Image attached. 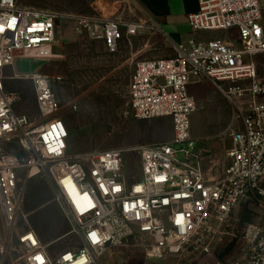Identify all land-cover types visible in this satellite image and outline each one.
Instances as JSON below:
<instances>
[{
	"label": "built area",
	"instance_id": "2783aa9c",
	"mask_svg": "<svg viewBox=\"0 0 264 264\" xmlns=\"http://www.w3.org/2000/svg\"><path fill=\"white\" fill-rule=\"evenodd\" d=\"M198 1V11L189 15L193 35L235 31L237 39L193 38L175 45L173 57L137 62L128 89L131 114L136 121L171 119L173 138L134 149L141 156V176L132 180L124 149L70 156V129L57 115L51 80L15 73L19 60L54 58L61 15L21 0H0V147L16 140L25 151L0 154V259L10 255L25 171L49 181L56 202L75 223L78 248L54 258L29 228L18 236L22 256L14 264H95L99 255L135 246L150 257L189 258L200 248V254H210L211 244H198L234 229L243 204L264 221V81L255 62L264 56V10L260 0ZM139 9L162 32L154 17ZM102 22L111 52L140 29L119 18ZM8 70L15 76H7ZM15 78L31 81L40 124L18 110L20 94L7 88ZM195 80L214 86L239 110V129L229 132L231 148L214 151L193 137ZM252 235L247 250L237 245L220 264H264V225Z\"/></svg>",
	"mask_w": 264,
	"mask_h": 264
},
{
	"label": "rangeland",
	"instance_id": "374dc122",
	"mask_svg": "<svg viewBox=\"0 0 264 264\" xmlns=\"http://www.w3.org/2000/svg\"><path fill=\"white\" fill-rule=\"evenodd\" d=\"M21 3L61 15L59 23L65 36L59 47L64 57L45 62L48 69L40 74L51 80L60 106L57 115L71 121L69 155L85 157L94 152L124 149L125 172L132 180L138 179L141 176V156L134 149L166 142L162 135L155 142L150 141L153 139L148 136L153 125H161L165 118L136 121L130 110L129 83L138 61L173 57L175 44L147 22L139 9L140 5L128 0H21ZM110 18L135 23L140 28L136 35H126L116 52L108 50L104 43L102 20ZM42 66V62L22 60L18 69L29 75ZM260 79L264 81V73H260ZM201 87L204 92H199L200 99L194 93L199 103L195 113L199 117L198 122L201 123L203 116L207 115L209 126L205 127L214 133L211 141H217L212 146L214 151H221L223 145L230 148L228 132L239 129V110L231 99L213 86L202 83ZM7 88L20 94L18 110L40 124L31 81L11 79L7 81ZM217 106L222 108L223 121L219 120V113L215 110ZM0 148V154L25 155L23 147L16 140L5 142ZM19 193L21 203L10 239V255L0 259V264H14L21 258L18 236L29 228L36 231L54 258L78 248L75 223L61 210L45 176L30 177L28 171L23 172L20 175ZM248 212L252 213L249 222L244 220ZM235 217L238 222L234 229H228L223 236L212 235L204 243L198 244L202 247L211 244L213 251L210 254H200V248L189 258L150 257L142 247L135 246L99 255L95 264H220L237 245L242 247V251L247 250L249 241L253 240L252 234L264 225L263 214L251 210L247 204L236 210ZM231 245L233 247L227 251ZM196 258L197 261L194 260Z\"/></svg>",
	"mask_w": 264,
	"mask_h": 264
},
{
	"label": "crops",
	"instance_id": "0c3cea01",
	"mask_svg": "<svg viewBox=\"0 0 264 264\" xmlns=\"http://www.w3.org/2000/svg\"><path fill=\"white\" fill-rule=\"evenodd\" d=\"M137 3H139L143 8L146 9L148 14L157 21L158 24H160L162 28L163 36L168 38L172 43L175 45H180L182 43H187L189 40L196 38L199 41H209L214 38L218 39H223L225 41H231L237 39V33L235 31H228V32H213V33H201L198 35H193L192 28L189 22V15L192 13H195L199 9V1L198 0H136ZM261 6L264 10V0H260ZM62 28L60 27L59 23V29H58V42L53 46L52 52L54 58H63L64 53L61 51V48L59 47V44L64 38V30H61ZM61 30V31H60ZM53 58V59H54ZM22 60H19L16 65V74H21V73H26L27 72H21L18 69V65ZM35 62H42L43 66L41 69L35 71L34 73H29V75L32 74H40L42 71L48 69V64L45 62L47 61H39V60H33ZM255 62L258 65L259 72L264 73V56L262 57H257L255 59ZM12 70H8L7 74H15ZM41 75V74H40ZM14 76V75H13ZM11 77V76H9ZM202 83H207L206 81H201V80H195L192 85L190 86V92L191 94L195 97L194 93L197 94V97H199L201 94L199 92L203 93V89L201 87ZM212 86L211 84H209ZM214 87V86H213ZM215 88V87H214ZM196 99V97H195ZM197 100V99H196ZM198 102V100H197ZM199 104V103H198ZM216 111H218L219 116H220V121H223L225 118L222 117L223 112L222 108L220 106H217L215 108ZM195 115V114H194ZM204 118L202 119V122L199 123V117L196 115L193 116L192 119V135L195 139L200 140L202 143L208 146L214 145L215 142L217 141H211L212 140V135L214 133L210 132L209 130L206 129L205 126H209V121L207 115L203 116ZM168 118H165V120ZM161 123V125H153V129L151 130L150 133H148L149 137H152L153 140H150L152 142H155L158 139L160 135L164 137L166 142H169L173 138V123L171 119L168 121H165ZM66 123L71 130V121L66 120ZM205 124V125H204ZM240 126L237 123V128ZM209 129V128H208ZM230 132V131H229ZM228 132V135H229ZM157 135V137H156ZM147 141V137H146ZM225 141V140H224ZM231 141V138H230ZM145 142V141H144ZM225 145H223L224 148ZM232 146V142H231ZM231 148V147H230ZM225 149H229L225 147Z\"/></svg>",
	"mask_w": 264,
	"mask_h": 264
},
{
	"label": "trees",
	"instance_id": "16d2710c",
	"mask_svg": "<svg viewBox=\"0 0 264 264\" xmlns=\"http://www.w3.org/2000/svg\"><path fill=\"white\" fill-rule=\"evenodd\" d=\"M251 215H252V213L251 212H248V215H247V217L244 219L245 221H251L252 219H251ZM233 247V245H231L228 249H227V251H229V250H231V248Z\"/></svg>",
	"mask_w": 264,
	"mask_h": 264
},
{
	"label": "snow or ice",
	"instance_id": "6c2138e0",
	"mask_svg": "<svg viewBox=\"0 0 264 264\" xmlns=\"http://www.w3.org/2000/svg\"><path fill=\"white\" fill-rule=\"evenodd\" d=\"M13 24L15 23V21L12 22ZM11 26V25H10ZM0 31H3V28H0ZM93 237H95V234H93Z\"/></svg>",
	"mask_w": 264,
	"mask_h": 264
},
{
	"label": "bare ground",
	"instance_id": "6f19581e",
	"mask_svg": "<svg viewBox=\"0 0 264 264\" xmlns=\"http://www.w3.org/2000/svg\"><path fill=\"white\" fill-rule=\"evenodd\" d=\"M34 175L30 176V177H33Z\"/></svg>",
	"mask_w": 264,
	"mask_h": 264
}]
</instances>
